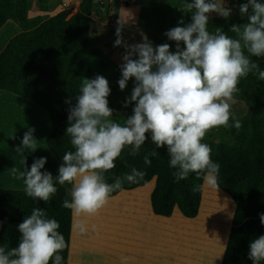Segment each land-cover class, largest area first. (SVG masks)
Masks as SVG:
<instances>
[{"label": "clouds", "instance_id": "obj_1", "mask_svg": "<svg viewBox=\"0 0 264 264\" xmlns=\"http://www.w3.org/2000/svg\"><path fill=\"white\" fill-rule=\"evenodd\" d=\"M183 10L191 13V21L185 24L181 19L178 26L164 33L175 42L174 52L170 44L153 46L147 37L143 42L127 44L122 38L123 24L118 21L114 46H123L125 53L117 83L124 91L129 80H134L131 94L122 105H133L132 114L123 123L113 119L109 81L103 75L84 78L75 103L66 101L70 107L65 135L74 150L64 153L58 175L41 171L46 157L36 159L30 170L12 168V173L23 180V191L28 197L47 202L57 192V183H67L71 185V199H65L62 207L77 215H95L113 191L122 189L121 179L109 184L106 173L116 167L115 161L126 147L135 156L149 139L157 149L166 151L177 180L195 173L219 187L220 165L212 160V149L203 141L212 129L242 127L241 120L231 111L242 78L251 73L264 81V70L251 59L264 57V3L247 0L239 5V15L247 16V21L230 27L235 36L227 35L221 27L214 32L208 30L210 13L225 19L232 14L233 9L221 0H186ZM34 132V128H29L16 149L23 166L24 151L37 150ZM145 162L150 160L146 158ZM143 175L133 168L124 179L135 183ZM199 188L194 185L193 191ZM260 222L264 225V213L260 214ZM81 227L85 230L84 225ZM59 228V222L48 218L44 209H32L17 225V245L10 249L0 246V264H62L60 253L66 241ZM248 258L253 264L264 262V235L250 242Z\"/></svg>", "mask_w": 264, "mask_h": 264}, {"label": "trees", "instance_id": "obj_2", "mask_svg": "<svg viewBox=\"0 0 264 264\" xmlns=\"http://www.w3.org/2000/svg\"><path fill=\"white\" fill-rule=\"evenodd\" d=\"M236 1L240 4L247 2ZM258 2L264 3V0ZM151 4L154 9L161 7L160 0H151ZM32 5V0H0V27L12 18L21 28L0 50V88L30 97L49 112L52 128L47 135V144L61 165L64 153L74 150L65 135L70 107L66 101L74 104L83 79L107 68L108 61L90 59L92 53H97L89 50L94 30L95 0H80L77 10L70 15L72 7L66 5L51 15L31 16ZM165 15L171 21L168 30L178 26L181 19L185 24L191 21V13L180 9L173 14L166 11ZM246 21L247 16L242 18L239 14L227 19L209 15L208 30L214 32L216 27H221L227 35L235 36L229 31L230 27ZM251 59L259 64L260 70H264V57ZM238 87L240 91L234 98L245 101L248 109L244 115L234 116L242 122L239 130L229 127L235 140L229 142L205 137L203 141L212 149V160L220 165L219 188L226 191L235 203L221 264H253L248 258L250 242L264 235V225L260 222V214L264 213V81L258 79V74L250 73L240 80ZM130 151V147H126L116 159V167L106 173L107 183L112 184L117 178L122 181V189L113 191L112 196L130 190L128 188L145 186L155 177L150 192L154 212L171 216L177 205L186 217L198 216L202 190L204 192L202 175L198 177L190 173L187 179L177 180L173 176L176 169L169 167L166 151L157 149L150 139L137 155H130ZM153 151L156 155H152ZM146 158L150 163L145 162ZM133 168L144 175L137 182L129 183L124 176L131 174ZM194 185L200 186L199 191H193ZM56 187L57 192L47 202L28 197L24 188L0 187V246L6 249L15 247L20 235L17 225L31 214L32 209L42 208L48 218H54L60 224L58 231L66 241L60 255L62 264H68L73 210L62 207V202L71 199L68 194L71 185L57 183Z\"/></svg>", "mask_w": 264, "mask_h": 264}, {"label": "rangeland", "instance_id": "obj_3", "mask_svg": "<svg viewBox=\"0 0 264 264\" xmlns=\"http://www.w3.org/2000/svg\"><path fill=\"white\" fill-rule=\"evenodd\" d=\"M34 9L41 8V12L44 15H50L56 9L57 6L62 5L63 7L71 6L72 10L69 13L72 14L80 0H32ZM186 0H160L161 7L154 9L151 4V0H95V8L93 12L92 26L94 28L91 34V47L89 50L97 51L96 54L92 53L90 59L97 61H108V66L104 70L96 71L91 74L88 79H93L97 75H103L108 81L111 88V94L108 97L109 106L115 110L113 119L120 123H123L127 116L131 113V108H124L123 97L118 93L117 81L121 77L119 72V65L123 63L122 56L125 53L123 46H114L116 40V28L118 27V21L121 20L123 24L122 38L127 44H134L143 42L144 37H147L152 42L153 46L160 45L163 43L170 44L171 51L176 50V44L174 41H169L164 33L168 30L171 24L170 17H166L165 12L171 11L174 13L176 9L183 10V6ZM191 2V0H189ZM221 2L229 8H232V14H239L240 3L236 0H221ZM209 15H219L218 13H210ZM220 16V15H219ZM6 27H12L10 25L17 24L16 21L11 20ZM18 25V24H17ZM183 46V45H182ZM121 61V62H120ZM132 81V83H131ZM134 80H130L128 86L132 89ZM235 103L232 104L231 111L234 116L240 117L247 111V105L245 101L235 99ZM20 123L23 121L20 116ZM27 115V114H26ZM52 122L49 114L42 112L40 113L39 119L35 116V120H29L26 116L25 120L19 127L12 131H8L10 135L18 137L12 138L9 134V140L2 141L0 144V187H3L5 183H9L14 179V183L22 182L23 180L18 179L16 175L12 173V168L15 167L19 170H23V167L30 170L31 164L40 157H46L47 162L41 171L53 170L52 175L57 169V160L53 155L51 149L47 144V134L51 130ZM34 128V137L37 139L36 148L33 152L30 149H26L23 153V157H26V164H22V156L16 151L18 146H21V141L24 133L29 129ZM6 134V133H5ZM210 139L215 140H226L233 142L235 140L230 128L220 127L210 130L206 136ZM49 172V171H48ZM154 184V180L145 185L144 191ZM11 187V186H8ZM204 192L203 197L201 195L202 206L205 203V211L201 218L205 219L209 214L208 221L213 223L206 227L204 225L200 230L199 236H184L181 243L179 252L185 255L186 262L191 261L193 258H197L198 264H218L219 258L222 256L223 249L226 243L227 235L229 233V225L232 224L233 213L235 209V203L231 196L219 187H213L209 183L203 180ZM208 200V201H207ZM201 202V201H200ZM118 202L115 200H108L105 206H113ZM229 204V205H228ZM228 205L227 207H225ZM212 206V207H211ZM230 207V208H229ZM208 209V210H207ZM207 211V212H206ZM115 212L110 208L109 216L106 219H114ZM227 213V214H226ZM96 215V214H95ZM77 221H82V218L78 217ZM76 223V228L78 223ZM196 223V222H195ZM193 225H196V224ZM191 224H186V226ZM186 233L189 228L186 227ZM77 232V229H76ZM75 232V233H76ZM112 235V233H110Z\"/></svg>", "mask_w": 264, "mask_h": 264}, {"label": "crops", "instance_id": "obj_4", "mask_svg": "<svg viewBox=\"0 0 264 264\" xmlns=\"http://www.w3.org/2000/svg\"><path fill=\"white\" fill-rule=\"evenodd\" d=\"M57 7L52 14L64 8L62 5ZM29 14L34 16L43 13L41 8L34 9L32 5ZM11 20L14 19H8L0 27V50L10 37L21 30L18 23V25L14 23L10 25L11 28L6 27L9 22H12ZM130 87L127 85L126 89L121 91L118 85L119 95L126 99L131 94L132 89ZM41 111L49 114L34 99L0 88V144L4 140H9L8 131L19 127L26 116L30 121H34L36 116L38 121ZM19 114L23 117L21 123ZM13 136L18 137V135ZM13 136L12 138H14ZM55 159L57 160V158ZM57 165L53 174L54 177L58 174L60 166L58 160ZM48 171L53 172L52 169ZM13 181L14 179L5 183L3 187L24 188L23 181L18 183ZM153 185H150L146 191H144L145 186L138 185L128 188L130 190H123L114 196L110 195L109 200H115L118 203L113 206H104L96 215H77L73 211L68 264H198L197 258L186 262L185 255L181 251L179 252V249L184 236H199L198 234L203 228L200 226L201 224L206 227V223L208 225L213 223L208 221L210 212L205 219H202V206L198 216L189 218L175 205L171 216L156 213L150 202V192ZM110 208L115 212L113 220L106 219L110 215ZM78 217L82 218V221H77L79 223L76 228ZM194 223L196 225H193ZM186 224H191V226H186ZM81 225L85 226V230H82ZM231 226L232 224L228 227L229 233L218 264L222 262ZM186 227L189 228L188 233L185 231ZM205 262L206 260L203 261V264Z\"/></svg>", "mask_w": 264, "mask_h": 264}, {"label": "bare ground", "instance_id": "obj_5", "mask_svg": "<svg viewBox=\"0 0 264 264\" xmlns=\"http://www.w3.org/2000/svg\"><path fill=\"white\" fill-rule=\"evenodd\" d=\"M207 201H208V200H207ZM205 204H206V200H205V203L203 204L204 211H205V209H206L205 206H204ZM228 205H229V204H228ZM228 205H226L225 207H227ZM211 207H212V206H211ZM229 208H230V207H229ZM207 210H208V209H207ZM206 212H207V211H206ZM226 214H227V213H226Z\"/></svg>", "mask_w": 264, "mask_h": 264}]
</instances>
